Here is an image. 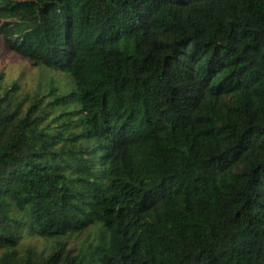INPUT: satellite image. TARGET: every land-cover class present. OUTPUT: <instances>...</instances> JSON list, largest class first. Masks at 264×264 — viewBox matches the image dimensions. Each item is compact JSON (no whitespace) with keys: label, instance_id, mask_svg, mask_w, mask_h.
<instances>
[{"label":"trees","instance_id":"obj_1","mask_svg":"<svg viewBox=\"0 0 264 264\" xmlns=\"http://www.w3.org/2000/svg\"><path fill=\"white\" fill-rule=\"evenodd\" d=\"M0 33L75 84L24 113L0 74V264H264V0H0Z\"/></svg>","mask_w":264,"mask_h":264},{"label":"rangeland","instance_id":"obj_2","mask_svg":"<svg viewBox=\"0 0 264 264\" xmlns=\"http://www.w3.org/2000/svg\"><path fill=\"white\" fill-rule=\"evenodd\" d=\"M0 74L3 76V86L9 89L13 103H21L20 108L28 111L31 104L37 101L36 109L45 106L52 98L50 86H58L59 92L74 87L73 78L60 70H54L45 65H35L33 62L12 50L4 41L0 33ZM93 231L89 230L77 236H72L69 241L72 246H79L83 240L90 238ZM30 244L38 247L52 246V241L37 237L29 230L22 232L20 250Z\"/></svg>","mask_w":264,"mask_h":264}]
</instances>
